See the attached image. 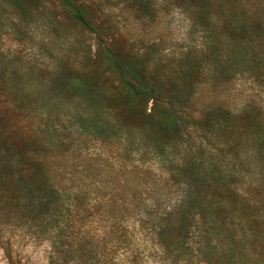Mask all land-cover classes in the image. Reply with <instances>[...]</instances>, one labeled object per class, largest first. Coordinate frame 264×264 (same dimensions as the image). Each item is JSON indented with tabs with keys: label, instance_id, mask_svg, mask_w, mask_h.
<instances>
[{
	"label": "rangeland",
	"instance_id": "rangeland-1",
	"mask_svg": "<svg viewBox=\"0 0 264 264\" xmlns=\"http://www.w3.org/2000/svg\"><path fill=\"white\" fill-rule=\"evenodd\" d=\"M130 258L264 264V0H0V264Z\"/></svg>",
	"mask_w": 264,
	"mask_h": 264
},
{
	"label": "trees",
	"instance_id": "trees-1",
	"mask_svg": "<svg viewBox=\"0 0 264 264\" xmlns=\"http://www.w3.org/2000/svg\"><path fill=\"white\" fill-rule=\"evenodd\" d=\"M72 12H75L76 15L80 18L83 17V13L75 5H72ZM108 56L112 64L114 66H118L119 61L117 55H113L108 52ZM93 78V76L87 78V76L83 75V73H76L75 75L70 77L69 82L67 81V79H62L60 83L63 87H66L67 85L71 84L77 85V87H81V89L86 90L87 88L89 90H92V88H94ZM124 92L125 93L121 95V98L117 101L116 104L117 107L118 105L120 106L119 108H121V110L126 114L125 116L128 120L139 121L142 124H145L146 126L155 129V133L161 132L169 136H175V134L179 132V122L181 121L177 118L178 115L176 114L174 107H171L170 104H168L169 108L165 106V108L162 109L163 113L160 117H156L153 113L151 114L145 112L144 103L146 102V98L148 97V95L151 94V89L144 83L139 82L137 84H126V86L124 87ZM21 154L22 156H19L20 160L23 157L27 158L25 149L21 150ZM21 162L31 164L30 160H21ZM40 164V166L43 168V164L41 162ZM45 183L51 188H53L51 184H48V181H45ZM120 243L124 244L125 239L122 238L120 240ZM131 258L130 260L128 259L124 262L123 259H120L119 261L122 264H136L137 260H131Z\"/></svg>",
	"mask_w": 264,
	"mask_h": 264
}]
</instances>
